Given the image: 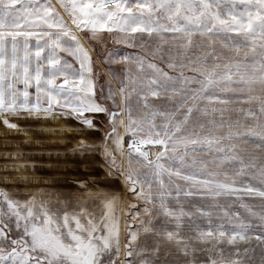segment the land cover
Returning a JSON list of instances; mask_svg holds the SVG:
<instances>
[{"label":"snow or ice","instance_id":"6c2138e0","mask_svg":"<svg viewBox=\"0 0 264 264\" xmlns=\"http://www.w3.org/2000/svg\"><path fill=\"white\" fill-rule=\"evenodd\" d=\"M109 38L139 51L94 61ZM97 62L125 69L106 68L99 99ZM97 118L103 139L71 151L99 154L123 192L0 189V264H255L253 239L264 264V0H0L4 128Z\"/></svg>","mask_w":264,"mask_h":264},{"label":"rangeland","instance_id":"374dc122","mask_svg":"<svg viewBox=\"0 0 264 264\" xmlns=\"http://www.w3.org/2000/svg\"><path fill=\"white\" fill-rule=\"evenodd\" d=\"M109 41H110V38L107 39L105 47L110 45ZM93 46L101 52H102V49L105 48V47L101 48L100 45H93ZM130 51L134 52V50H130ZM121 52L123 51L121 50ZM94 54L96 55L97 51ZM245 107L247 106L245 105ZM232 118L236 119L237 118L236 114H233ZM63 121L65 122L66 120H63ZM13 122L18 123L22 130L21 131L8 130L4 128L2 123H0V189H9L10 191H15V190L18 191V188H17L18 186L22 184L21 187H23V182H21L20 184V181L22 180V178L19 175V173H27L30 166L23 167V168H13L10 163L13 160L35 162L37 163L35 165L36 168L41 170L44 167L40 165L45 161L46 158L48 159L51 158L52 161L56 163L55 165H53L51 170L54 174L59 175V176H56V179H57L56 181H64L65 179H67L68 187H72V186L77 185V183H80V184L85 185L87 188H91L92 183L98 182V180H95L96 182H93L91 180L92 178H89V176H91L92 173H97L101 171L100 172L102 174L101 177L104 174L105 176H107L105 173V168H104V160L100 156L101 162L99 165L95 166V167H98L100 171L92 168L95 165V161L92 160V161L87 162L85 166L81 164L82 167L85 169V172L83 173V175L85 176L79 174L78 178H76L77 175H74V172L77 168L76 167V154H74L71 151L72 149L76 147V142L80 139V137L77 138L75 136L76 134L65 135V133L62 132V135L60 136L57 134L58 133L57 131H55L52 134L51 131L44 130L45 129L44 123H43L44 120L20 119V120H15ZM58 123H60V121ZM28 127L33 133L31 137H29V135L27 134L29 132H26L27 130L29 131ZM108 127L109 125H107L106 120H105V128L103 131L104 134L108 130ZM95 136H97V134ZM102 139H103V135H102ZM26 140L27 142H25ZM31 144L33 146L30 147ZM247 150L249 152H256L258 154V149L248 147ZM16 153H20V155H16ZM88 155H92V154H88ZM85 156L87 155L85 154ZM60 158H65V160L61 161ZM6 162H9L8 166H5ZM40 170L39 171L36 170V172L41 173ZM42 172L44 173L45 170ZM47 172L49 173L50 170ZM62 176H65V177H62ZM82 178L85 179L84 182H80L81 180H83ZM104 180L105 179H102L101 183H103ZM73 182H77V183H73ZM116 192L122 193L123 185L119 189V191H116ZM17 194L21 197L26 195L20 191L17 192ZM59 195L60 194H55V196H59ZM197 202L199 203L198 198H197ZM250 202L255 203V201H250ZM137 207H142V204L137 205ZM188 210L195 211V209H188ZM228 210L237 211L240 213L244 212L243 209L239 208L238 204H233L231 209H228ZM213 220L216 223L219 222L216 220L215 217H213ZM185 221L187 222V218H185ZM196 222L201 224L204 227H207L206 218H199ZM172 226L173 225H170V227ZM121 228H123V220H121ZM126 235L127 233L123 232L122 239ZM245 246L250 247L251 251L249 252V256L254 260L255 264H259V260L261 258V250L256 240L253 239L250 245H241V247H245ZM197 247L200 250L197 251L196 256L203 262L209 256V253L205 251V249L211 247V245H198ZM230 247L231 246L227 244L218 246V248L224 249L226 255Z\"/></svg>","mask_w":264,"mask_h":264},{"label":"crops","instance_id":"0c3cea01","mask_svg":"<svg viewBox=\"0 0 264 264\" xmlns=\"http://www.w3.org/2000/svg\"><path fill=\"white\" fill-rule=\"evenodd\" d=\"M110 45L105 47L104 49H102V52L99 51L97 49V54L95 55L94 52L93 53V60H97V58H102L103 56L106 55V51L107 50H111V49H119L120 52L121 50L123 52H133V51H130V50H134V52H137L139 51V49H130V48H124L122 45H117V44H114L112 42V40L110 39ZM113 43V45H112ZM100 49V48H99ZM136 50V51H135ZM122 52V53H123ZM144 53H141V55H143ZM66 59L69 60V62L73 63L74 66H76L78 68V65L75 64V61L72 60L71 57H66ZM150 59V57H149ZM108 67H111L115 72L117 73H123V71L125 70L124 69V65L123 64H120V63H113L111 65H106V64H102V63H95L94 64V68L97 72V87H96V92H97V98L99 99L100 97V90H101V87L104 86V89H105V94L107 93V88H106V85H105V80H106V76H105V70L106 68ZM113 87H115V82H113ZM103 102V101H101ZM64 119H56V120H44V128H58L60 127L61 125L65 126V130L64 131H57L58 135H62V132L65 133V135L67 134H71V135H74L76 134L75 136L77 138H82V137H88V138H93L95 139V141L97 143H99L100 140H102V135L104 137V133L103 131H85V132H80V131H71V130H68V126H78L77 125V122L74 121V120H66L65 122L63 121ZM105 120L106 118H104V120H101L99 118L95 119L94 120V123H96L98 126L100 127H103L105 128ZM60 121V123H58ZM42 124V123H41ZM29 131L27 130L26 132H29L27 133L29 135V137H31L33 135V133L31 132L30 128L28 127ZM108 130H110V126L108 127ZM107 130V131H108ZM52 134L55 132V131H51ZM97 134V136H95ZM52 144V143H51ZM33 146L32 144L30 145V147ZM36 146V145H35ZM51 146V145H50ZM126 147V146H125ZM33 149V148H32ZM87 156L85 155H79V154H76V170L74 172V175H77L76 178H78L79 174L83 175V173L85 172V169L82 167V165L85 166V164H87V162L89 161H95V165L92 167L93 169H97L98 171L99 168L98 167H95L96 165H99L100 162H101V159H100V155L99 154H92V155H88L86 154ZM61 161L65 160V158H60ZM37 163H35L36 165ZM56 163H54L52 161V159H48L46 158L45 161L40 165L44 168H42L41 170L40 169H37L36 166H31L29 165V170L27 171L28 174H34V175H29V178L28 179H22L20 181V184L21 182H23V187L22 184L20 186H18V191L15 190L14 192H22L24 194H27V191L28 190H35V189H44L46 191H48L49 193L53 194V196H55V194H60L59 196L61 198H68L70 200H72L73 202L77 199V198H82L84 197L86 194L84 193L83 189L80 188V183H77V182H73V183H77V185L75 186H72V187H68L67 184H68V180L65 179L64 181H56V176H59L57 174H54L52 172V167L53 165H55ZM82 164V165H81ZM35 169V170H34ZM37 171H41V173H37ZM45 172L43 173L42 171ZM50 172L48 173L47 171ZM101 172V171H100ZM100 172H97V173H92L91 176H89V178H92L91 180L93 182H96L95 180H98L97 183H92V187L91 188H87L89 191H93V192H96V191H99V190H106V191H119V189L122 187V183L116 179L115 177H107L105 176V174L101 177V173ZM85 176V175H83ZM62 177H65V176H62ZM7 179V178H6ZM83 180H81L80 182H84L85 179L82 178ZM102 179H105L103 183H101V180ZM66 183V184H65Z\"/></svg>","mask_w":264,"mask_h":264}]
</instances>
